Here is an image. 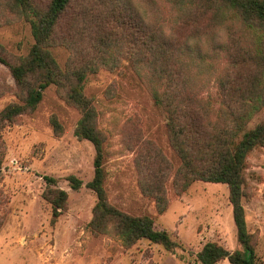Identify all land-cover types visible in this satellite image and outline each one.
<instances>
[{
	"label": "rangeland",
	"instance_id": "rangeland-1",
	"mask_svg": "<svg viewBox=\"0 0 264 264\" xmlns=\"http://www.w3.org/2000/svg\"><path fill=\"white\" fill-rule=\"evenodd\" d=\"M49 1L33 3L45 7ZM129 1L138 11L145 10L147 23L155 26L153 29L160 26L170 33L176 45L189 38L193 59L187 74L191 78L202 69L209 71V78L203 76L207 78L203 86L192 79L190 84L198 97L208 100L214 108L215 119V109L221 101L216 78H234L236 73V82L244 88L247 82L242 76L251 74V37L247 30L223 7L219 15L224 21L218 26L212 13L184 22L163 0ZM117 2L116 8L123 10L122 1ZM103 16L101 6L85 4L83 0L72 2L56 33V43L48 49L62 72L71 71L78 59L89 57L92 45L99 60L102 53L96 35H106L116 23L113 17L104 21ZM106 37L110 39V35ZM33 44L30 23L17 13L12 0H0L3 58L10 64L17 63L28 56ZM124 52L114 51L119 56L117 69L101 67L87 73L83 83L84 95L98 112L97 125L105 141L104 189L111 206L133 217L152 218L154 228L166 231L177 246L167 251L140 240L126 248L114 233L92 232L88 224L96 196L87 184L93 179L95 150L90 142L75 136L80 113L52 84L42 92L36 109L5 128L0 139L4 146L0 170V264H200L196 256L207 242L229 252L240 249L227 185L195 181L184 192L175 189L173 177L181 163L169 144L167 114L155 104L146 78L130 66ZM238 75L243 79L239 81ZM16 95L9 68L0 62V111L18 102ZM52 117L62 126L60 136L53 132ZM263 120L264 107L246 129ZM147 155L150 158L144 163L142 158ZM156 155L170 166L164 178L159 177L168 204L163 213L158 212L154 198L140 189V178L150 173L147 174L149 167L151 171L162 168L158 167ZM45 176L55 179L56 187L68 195L66 210L55 224L51 222L52 208L42 198ZM71 176L82 183L76 191L71 189ZM244 193L247 229L257 261L264 264V148L254 149L247 157ZM218 264L229 263L223 260Z\"/></svg>",
	"mask_w": 264,
	"mask_h": 264
},
{
	"label": "trees",
	"instance_id": "trees-1",
	"mask_svg": "<svg viewBox=\"0 0 264 264\" xmlns=\"http://www.w3.org/2000/svg\"><path fill=\"white\" fill-rule=\"evenodd\" d=\"M73 1L50 0L45 7H38L33 0H12L17 13L30 23L34 44L28 56L14 64L3 58L0 48V62L9 68L18 98V102L9 103L0 111V139L5 128L15 125L20 116L36 109L48 86H57L64 100L80 113L75 136L90 142L95 150L93 179L87 184L96 196L89 228L98 235L114 233L126 248L147 240L172 251L177 244L166 231L154 228L152 218L133 217L117 210L109 204L104 189L105 141L97 125L98 112L92 100L84 95L83 83L87 73L101 67L117 69L119 56L114 51L125 50L128 63L140 77L146 78L152 99L167 114L165 126L169 144L181 163L173 177L175 189L184 192L195 181L228 187L240 249L229 252L216 243L207 242L197 253V261L200 264H218L223 260L229 264H259L252 235L247 229L242 199L245 197L247 157L254 149L264 148V120L254 128L246 129L251 118L264 107V0H163L184 22H193L212 13V20L218 26L224 21L219 15V8L223 7L251 37L248 63L251 74L237 76L239 81L240 78L246 80L244 88L236 82V73L235 80L224 76L216 78L221 101L215 109V119L212 117L214 108L208 100L198 97V91L190 84L192 79L203 86L209 71L202 69V73L191 74V78L187 74L193 59L189 38L184 44L176 45L170 33L160 26L153 29L155 26L147 23L145 10L138 11L129 0H120L123 10L116 8L118 0H83L85 4L101 6L103 20L113 17L115 28L106 35L97 33L96 43L101 46L99 53H102L99 60H96V48L92 45L89 57L78 59L80 61L71 71L62 72L48 49L56 43V33ZM116 27L120 29L117 31ZM200 63H203L202 59ZM51 125L54 134L60 136L62 126L55 117L51 118ZM3 149L0 140V170ZM149 158V155L145 156L143 162L147 163ZM160 158L159 155L155 157L158 167L162 168L151 171L149 167L147 174L150 173L140 178V189L146 196L154 198L158 212L163 213L168 204L159 177L164 178L170 166ZM44 180L46 188L42 198L51 206V222L55 224L66 210L68 195L56 187L55 179L45 176ZM69 182L74 191L82 184L73 176L69 177Z\"/></svg>",
	"mask_w": 264,
	"mask_h": 264
}]
</instances>
